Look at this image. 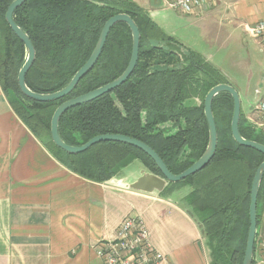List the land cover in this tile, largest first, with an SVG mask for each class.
Returning <instances> with one entry per match:
<instances>
[{"label": "trees", "instance_id": "1", "mask_svg": "<svg viewBox=\"0 0 264 264\" xmlns=\"http://www.w3.org/2000/svg\"><path fill=\"white\" fill-rule=\"evenodd\" d=\"M12 1L0 0V85L34 136L68 169L94 182L112 179L135 160L161 175L149 155L128 144L100 142L72 154L56 146L51 137L52 117L60 104L113 81L127 68L132 52L130 27L120 22L111 29L98 62L70 94L39 102L19 88L18 74L27 50L6 20ZM119 13L129 14L140 29L136 68L113 92L66 111L59 122L60 135L66 143L79 146L100 134H124L150 145L171 172L180 174L202 156L209 142L206 95L229 81L205 55L167 34L134 0H27L14 13L36 50L26 83L39 93L64 88L90 58L107 20ZM233 110L231 94L222 92L214 98L218 131L214 158L204 169L165 188L167 192L172 184L192 187L184 201L202 226L213 264H243L251 187L264 161L263 153L234 139ZM167 123L174 132L163 128ZM239 127L243 137L264 144V134L248 125L243 113ZM261 202L264 178L258 195V226Z\"/></svg>", "mask_w": 264, "mask_h": 264}, {"label": "crops", "instance_id": "2", "mask_svg": "<svg viewBox=\"0 0 264 264\" xmlns=\"http://www.w3.org/2000/svg\"><path fill=\"white\" fill-rule=\"evenodd\" d=\"M134 1L144 9L164 8L160 0ZM184 15L185 30H202L212 38L211 48L230 37L232 46L241 51L229 54V64H253L252 46L255 53L261 49L264 53L247 32V27L264 22V0H205ZM165 32L212 64H220L196 47L194 35L180 38L179 33ZM254 59L263 64L259 55ZM218 69L241 92L243 114L257 116L264 71L251 74L242 86L238 78ZM135 163L138 166L131 171L103 183L77 175L34 136L0 85V264H103L96 254L98 243L113 237L130 216L144 220L151 242L165 255L162 264H213L202 226L184 201L192 187L172 185L166 192L167 183L162 191L135 190L131 184L145 172L152 173L139 160L127 167Z\"/></svg>", "mask_w": 264, "mask_h": 264}, {"label": "water", "instance_id": "3", "mask_svg": "<svg viewBox=\"0 0 264 264\" xmlns=\"http://www.w3.org/2000/svg\"><path fill=\"white\" fill-rule=\"evenodd\" d=\"M26 1L27 0H13L8 7L6 20L13 32L24 42L27 50L26 60L18 74L19 88L25 96L35 101L50 102L64 98L70 94L78 85L80 80L86 76L98 62L105 47L109 33L116 24L124 22L130 27L132 32V52L130 61L124 72L113 81L85 94L66 100L57 107L51 121V137L56 146L72 154L84 152L93 145L100 142H120L136 147L154 160L161 172V175L145 172L135 183L131 184V188L149 193L155 190L162 191L164 190L167 183H177L183 181L188 176L204 169L214 158L218 145V131L213 113V101L219 93L227 92L231 94L234 99V110L231 121V131L234 139L240 145L256 149L257 151L264 154L263 143L246 139L240 132L239 123L242 113V100L238 90L230 83L218 84L214 86L206 95L204 100V112L209 126V143L202 156L180 174H174L171 172L164 160L150 145L139 139L124 134H100L94 136L85 144L79 146L66 143L62 139L59 132V122L63 114L73 107L90 102L106 93L113 92L116 88L126 82L133 74L139 59L141 39L140 29L134 19L127 13H119L112 16L103 26L98 42L90 58L76 72L70 82L64 88L58 91L52 93H39L31 90L26 83L27 73L32 67L36 58L35 46L30 36L14 20V13L16 9L22 6ZM263 178L264 161L258 167L251 187V202L249 208L250 228L243 264H254L255 243L258 229V195Z\"/></svg>", "mask_w": 264, "mask_h": 264}, {"label": "built area", "instance_id": "4", "mask_svg": "<svg viewBox=\"0 0 264 264\" xmlns=\"http://www.w3.org/2000/svg\"><path fill=\"white\" fill-rule=\"evenodd\" d=\"M165 8L175 9L183 14L193 10L205 0H160ZM248 34L256 39L264 51V22L247 27ZM264 85V81H263ZM257 122L264 129V87L262 97L255 105ZM263 221L258 231L254 259L264 264V204ZM96 254L103 264H162L165 255L151 242V234L144 220L138 216L127 217L111 238L101 240Z\"/></svg>", "mask_w": 264, "mask_h": 264}, {"label": "rangeland", "instance_id": "5", "mask_svg": "<svg viewBox=\"0 0 264 264\" xmlns=\"http://www.w3.org/2000/svg\"><path fill=\"white\" fill-rule=\"evenodd\" d=\"M145 10L149 14V16L152 18V20L154 22H156L163 30H165L167 32L168 31H174V33L176 35H178V33H179L180 38L181 37L187 38L189 36L194 35L195 38L193 40L196 42V45H197L196 47H199L198 49H202L206 53H209L210 55L214 56L213 61L216 63L217 62L220 63V64H214V65L217 68H220L226 74L230 75L231 77L238 78L239 80H236V81L239 83V85L243 86L244 85L243 82L245 80L248 81L250 79L251 74H253L255 77L260 70L264 71V53H262V49H261L262 47H260L261 51L257 50V53H255L253 46L249 47L250 50L252 51V62H253V64H242V63L241 64H229V61H231V59H228L229 54L230 53L232 54L234 50H236L237 54H238V52L241 51L237 47L232 46V44L230 43L231 42L230 37L225 38V44H223L222 46L219 45V47L211 48L209 43L212 40V38L210 36L203 34L202 30H199V28L195 29V30H192L191 28H189L187 31L185 30L186 29L185 21H184L185 15L183 13H181L175 9H170V8H165V7L159 8L157 11L149 10V8H147ZM260 46H261V44H260ZM243 49H244V47H243ZM243 51L245 52V55H247L246 50L244 49ZM254 54H256L257 56L259 55V60L261 59V62L263 64H256V62L254 61L255 60ZM240 94H241V92H240ZM197 102L200 103L199 100ZM242 105L245 106V101L242 102ZM243 106H242V108H243ZM242 113H243V110H242ZM243 115L246 118L248 125H250L252 128H254L256 132L264 134V129L257 122L258 116H256V114H255V117H249V118L245 114H243ZM163 128L169 129V130H171V132L175 131V129H173L171 123L165 124L163 126ZM188 152H190L189 149H186L185 153L188 154ZM136 166H138V163H135V164L127 167L126 169L124 168L121 172L127 173V172L131 171L132 169H134ZM169 184H171V183H169ZM174 185L177 186V184H174ZM179 185L184 186V184H179ZM263 204L264 203L261 202L260 208H261V214L262 215H263ZM262 221H263V217H262ZM262 221H261L260 225L258 226V231L262 225ZM257 234H258V232H257ZM206 248L209 251V248L207 246H206ZM258 262H259V259L256 258L255 264H261Z\"/></svg>", "mask_w": 264, "mask_h": 264}, {"label": "bare ground", "instance_id": "6", "mask_svg": "<svg viewBox=\"0 0 264 264\" xmlns=\"http://www.w3.org/2000/svg\"><path fill=\"white\" fill-rule=\"evenodd\" d=\"M257 232H258V229H257ZM257 238V237H256Z\"/></svg>", "mask_w": 264, "mask_h": 264}]
</instances>
